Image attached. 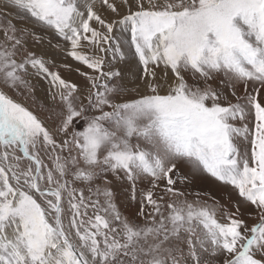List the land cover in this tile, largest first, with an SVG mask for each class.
<instances>
[{"label":"snow or ice","instance_id":"1","mask_svg":"<svg viewBox=\"0 0 264 264\" xmlns=\"http://www.w3.org/2000/svg\"><path fill=\"white\" fill-rule=\"evenodd\" d=\"M0 264H264V0H0Z\"/></svg>","mask_w":264,"mask_h":264}]
</instances>
